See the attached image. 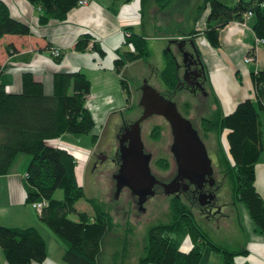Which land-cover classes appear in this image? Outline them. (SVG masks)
I'll use <instances>...</instances> for the list:
<instances>
[{
    "label": "trees",
    "instance_id": "1",
    "mask_svg": "<svg viewBox=\"0 0 264 264\" xmlns=\"http://www.w3.org/2000/svg\"><path fill=\"white\" fill-rule=\"evenodd\" d=\"M41 10L40 25L64 20L68 12L79 6L80 0H27ZM146 0H142V5ZM173 0H156L164 9ZM199 15L209 9L205 38L214 47L220 45V31L231 22H242L243 14L252 12L256 35L264 39V0H204ZM31 26L10 14L9 7L0 2V40L5 35H30ZM89 36H82L75 46L85 52L90 46ZM127 46L131 50L114 62L116 72L123 74L128 63L149 57L148 43L137 33H127ZM96 48V46H95ZM252 54V53H251ZM56 58V57H55ZM63 54L56 58L59 64ZM3 70L0 68V76ZM54 93L48 96L43 84L31 73L23 76L22 92L14 94L0 82V175H7L21 153L32 156L26 174L29 203L47 201L41 220L54 234L68 244L64 261L69 264H99L101 242L115 230L114 218L96 200L86 197L78 184L75 157L66 148L48 144V140L65 134L81 137L93 132L96 122L87 107L91 81L83 72L60 73L54 76ZM124 78V77H123ZM122 78V85L126 79ZM179 73L174 57L168 56V66L161 73L168 90H178ZM258 97L262 96L264 72L254 75ZM130 97L129 86L126 88ZM188 110L190 103L185 104ZM203 135L214 134L218 139L219 157L233 180L235 197L243 201L260 232L264 233V198L255 188L256 164L263 152L259 113L250 99L240 102L229 115L217 107L213 116L200 120ZM227 130L229 154L220 144L221 134ZM162 128L154 127L152 135L158 139ZM168 168V163L160 162ZM62 192L59 197L58 192ZM86 198L94 208L93 219L75 208ZM171 219L157 222L147 230L143 254L137 264H201L204 250L210 247L222 256V264H236V258L247 254L230 251L217 245L198 224L188 203L170 200ZM74 214L77 221L70 219ZM0 247L8 264L44 263L48 256L47 242L34 228L0 227Z\"/></svg>",
    "mask_w": 264,
    "mask_h": 264
},
{
    "label": "crops",
    "instance_id": "2",
    "mask_svg": "<svg viewBox=\"0 0 264 264\" xmlns=\"http://www.w3.org/2000/svg\"><path fill=\"white\" fill-rule=\"evenodd\" d=\"M87 1V5H79L68 12L66 19L50 21L43 26L39 23V7L27 0H0L7 4L13 17L30 25L32 32L25 36L5 35L0 40V68L3 70L0 82L8 91L22 92L23 76L31 73L34 79L42 82L45 93L50 96L55 91L56 74L83 72L91 81L87 107L96 126L98 122L124 125L126 113H134V96L142 98L131 91L127 77H140L150 85L153 75L162 82L161 73L168 66V56L174 57L177 71L182 74L184 56L180 46L192 53V43H195L204 62L208 94L203 98L193 94V100L183 101V105L188 102L195 106L200 102V107L211 116L220 106L221 112L229 115L240 102L250 99L258 109L264 145V84L260 98L253 80L255 74L264 72V46L254 48L258 37L253 26L254 16L245 25L231 22L221 29L220 45L214 47L205 38L209 9L199 15L200 4L186 14L190 0H173L164 9L158 7L156 0H146L143 5L142 0ZM127 33H137L146 40L150 55L146 61L128 63L120 75L114 62L131 50L126 43ZM82 36H89L91 42L87 51L78 52L75 44ZM54 48L60 49L64 56L59 64L52 55ZM250 53L255 61L247 63L245 58ZM122 78L126 79L125 85H122ZM128 86L131 98L127 94ZM183 89L180 86L171 92L167 88L165 96L175 101L174 97ZM185 108L191 119L193 110H188L186 105ZM114 118L116 121L112 124ZM23 156H19L20 164L15 161L7 175H0V227H35L47 242L48 256L40 264H69L64 261L68 244L42 222L41 215L28 202L25 177L31 156ZM255 167V188L264 198V149ZM88 214L92 220V214ZM237 222L243 238L235 249H227L238 252L245 247L248 253L237 257L236 264H264V233L259 231L250 215L247 221L238 216ZM129 243L128 232L123 235L111 231L101 242L99 264H137L138 258L130 260ZM0 264H8L1 247Z\"/></svg>",
    "mask_w": 264,
    "mask_h": 264
},
{
    "label": "rangeland",
    "instance_id": "3",
    "mask_svg": "<svg viewBox=\"0 0 264 264\" xmlns=\"http://www.w3.org/2000/svg\"><path fill=\"white\" fill-rule=\"evenodd\" d=\"M203 2L204 0H190L186 14L192 12ZM127 80L131 91L135 92V94L138 93V95H142V89L145 87L144 80H141L140 77L132 79L127 77ZM150 85L160 94H167V88L164 87L160 79H157L156 76L152 75L150 77ZM133 92L132 94H134ZM134 97V113H126L127 120L124 126L127 125V123H136L138 121L137 119H140L143 115L144 108L140 105L141 99L139 100L138 96ZM174 100L177 103L180 114L189 118L183 101L191 102L193 100V94H190L186 90H181ZM200 106V102L198 105H192L193 112L190 117L195 121L196 126L202 130L200 120L203 117H211V115ZM162 119L163 118L160 116L153 115L141 125L142 140L149 149L154 148V150L160 149V151H163L165 148H168L171 143L169 128H167ZM115 121L116 119L114 118L111 120V123L114 124ZM98 124L99 125L95 126L93 132L89 135L76 137L74 135L65 134L61 138L48 140L47 143L50 145L54 144L56 147L66 148L74 155L77 164L76 175L78 184L84 188L86 197L96 200L97 203L110 212L111 217L114 218V228L118 233L121 234L122 232L124 235L125 232H128V237L130 238L129 249H131L130 260L133 262L134 258L137 259L143 254V246L148 227L153 225V223L167 222L171 219V198L170 195L166 194L152 197L144 204L146 211L141 212L135 204L132 205L130 195L126 190L122 191L120 196L116 195L114 176L117 174L118 165L115 163L114 159L117 155L116 151L119 146L118 138L123 124L116 123L114 125H108L103 122H98ZM154 126H161L162 128L161 140L159 139V143L153 142V140L156 139L152 135ZM226 134L227 130L220 135V147L229 154ZM203 136L206 137V139L204 138V142L206 148H208V154L212 159V166L216 172V179L218 180L215 200L218 211L214 214L210 213L206 215L198 212V208L193 210L196 213L198 224L202 226L203 230L211 237L214 243L224 248L235 249L237 245L241 243L244 235L240 232L238 227L237 217L240 216L242 220L247 221V216L249 217L250 214L246 204L235 197L233 180L230 175H228L226 166L222 165L219 151L216 150L213 144L215 135L210 134L209 136ZM96 150L105 152L104 156L106 160L104 162L98 163L95 160L94 155L96 154ZM20 155H24L23 157H25L28 154L21 153ZM16 162L17 165L20 164L19 157ZM57 195L61 197L62 192L59 191ZM75 208L80 212H89L92 216L94 215V208L86 198L79 200ZM69 218L75 221L77 219L74 214L69 215ZM111 240L109 239L108 242H111ZM222 263L221 254L213 251L210 247L205 248L201 264Z\"/></svg>",
    "mask_w": 264,
    "mask_h": 264
},
{
    "label": "water",
    "instance_id": "4",
    "mask_svg": "<svg viewBox=\"0 0 264 264\" xmlns=\"http://www.w3.org/2000/svg\"><path fill=\"white\" fill-rule=\"evenodd\" d=\"M192 47L198 53L195 43H192ZM180 50L183 51L185 63H187L186 58H189V56L193 58L194 55L190 51H184L181 46ZM199 61L201 71L206 78L204 62L200 58ZM144 85L140 102L144 112L140 119L132 124L130 128H125L121 137L118 138L120 165L114 177L116 195L119 196V193L127 188L138 197V204L142 211L145 209L144 204L148 199L155 196V186L161 184L151 172V154L145 152L142 140L141 123L149 119L150 116L164 117L172 130L174 141L171 149L177 162L180 178L182 180L185 178L192 184H196L199 189H203L207 183L210 187H213L216 183L213 178L214 169L212 159L208 154V148H206L192 121L180 114L173 99L160 94L146 82H144ZM181 85L182 81L179 79L178 89ZM161 185L165 186L164 191L167 195L178 193L179 186L176 181H173L172 184L163 183ZM215 197L216 195L212 193L202 195L199 202L201 206H206Z\"/></svg>",
    "mask_w": 264,
    "mask_h": 264
},
{
    "label": "flooded vegetation",
    "instance_id": "5",
    "mask_svg": "<svg viewBox=\"0 0 264 264\" xmlns=\"http://www.w3.org/2000/svg\"><path fill=\"white\" fill-rule=\"evenodd\" d=\"M192 54L194 55L193 58H190V56H189V58H186L187 64H185V65H184L185 58H183L182 62H184L183 63L184 72L182 74L179 72V79L182 81L181 86H183V88H184L183 90H186L190 94H195V95L199 96L200 98H203L204 95L208 94L206 92L207 83H208L207 82V74H206V78H205V74H203V72L201 71V68H200L201 63L199 61V58L201 59V57L198 55V53L195 52V50L192 51ZM183 56H184V54H183ZM186 70H187V72H185ZM160 117H162V116H160ZM162 118H163L162 121H164L167 128H169L171 143H170L168 148L164 149L166 151H164V150L160 151V149L154 150V148L149 149L146 146V144H144L145 152L149 155L151 154V164H150L151 172L156 177L158 182H160L161 184H163V183L172 184L173 181H176V183L179 186L178 193H176L174 195H170V198L171 199L175 198V199L181 200L184 203L187 202L190 205V207L192 209V213L195 215V217H196V213L193 210L195 208H198V212H200L202 214H206V215H209L210 213L214 214L215 212L218 211V207H217V204L215 202L216 197L213 201H211V203H208L206 206H201V204L199 202V198L202 195H207V194H211V193L216 195V192H217L216 188L218 186V182H217L218 180L216 179L215 170H214L213 178H214V180H216V183L213 187H210V185L207 183L203 189H199L196 184L195 185L192 184L189 180H187L185 178H184V180H182L179 176L177 162L174 158V155H173V152L171 149L173 141H174V138L172 136V130H171L168 122L166 121V119L164 117H162ZM190 120L192 121L193 126H195V128L198 130V133L204 142V138L206 139V137L203 136L202 130H200V128H198V126H196L195 121L193 119H190ZM134 123L135 122L127 123V125H125V126L123 125L120 129L121 131L119 133V135H120L119 137H121L122 132L124 131L125 128H130L132 126V124H134ZM142 123H141V125H142ZM154 127H156V126H154ZM154 127H153V129H154ZM159 127H161V126H159ZM160 138H161V135L158 138V140L155 139V140H153V142L159 143V141L161 140ZM213 144H214V147H216V150L218 151L219 147H218V141H217L216 136L213 139ZM116 152H117V155H116L114 161H115V163H117L118 169H119V165H120L119 156H120V154L118 152V148H117ZM104 154H105V152L96 150V154L94 155L95 160L98 163L104 162L106 160V157L104 156ZM157 155H161V156H157ZM162 161H164L165 163L166 162L168 163V168L164 169L163 167H161L160 162H162ZM114 184H115V180H114ZM161 184H157L155 186L154 190H155L156 194H155V196H152V197H157L158 195L166 194L164 191L165 186L161 185ZM124 190H126L129 193L132 205L135 204L137 206V208L139 209V211L142 212L141 207L138 204V197L135 196L134 194H132L131 191H129L127 188L123 189L122 191H124ZM115 191H116V184H115ZM120 193H119V196H120ZM145 211H146V209L143 210V212H145Z\"/></svg>",
    "mask_w": 264,
    "mask_h": 264
},
{
    "label": "built area",
    "instance_id": "6",
    "mask_svg": "<svg viewBox=\"0 0 264 264\" xmlns=\"http://www.w3.org/2000/svg\"><path fill=\"white\" fill-rule=\"evenodd\" d=\"M89 2L87 0H80V3L79 5L83 6V5H87ZM253 13L252 12H246L243 14V20L242 22H239L241 25H245L249 19L253 18ZM259 46H264V39L261 38V37H257L256 39V43H255V47L254 48H257ZM52 55L53 57H56V58H59V56L62 55V52L60 49H56L54 48L53 51H52ZM246 62L249 63V62H253L255 61V59L253 58L252 54L250 53L246 58ZM32 208H34L40 215H42L43 211H44V208L48 205L47 204V201H36V202H33L32 204Z\"/></svg>",
    "mask_w": 264,
    "mask_h": 264
}]
</instances>
